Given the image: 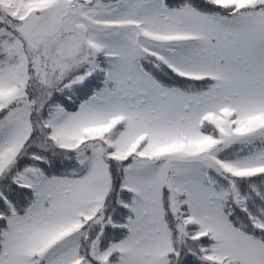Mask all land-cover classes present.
<instances>
[{
    "label": "snow or ice",
    "instance_id": "1",
    "mask_svg": "<svg viewBox=\"0 0 264 264\" xmlns=\"http://www.w3.org/2000/svg\"><path fill=\"white\" fill-rule=\"evenodd\" d=\"M0 264H264V0H0Z\"/></svg>",
    "mask_w": 264,
    "mask_h": 264
}]
</instances>
